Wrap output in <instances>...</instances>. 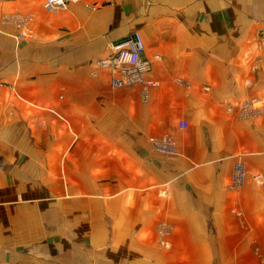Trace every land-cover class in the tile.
<instances>
[{"label": "crops", "instance_id": "crops-1", "mask_svg": "<svg viewBox=\"0 0 264 264\" xmlns=\"http://www.w3.org/2000/svg\"><path fill=\"white\" fill-rule=\"evenodd\" d=\"M45 2L0 0L5 227L50 214L105 232L120 264H264V0ZM135 32L157 81L147 97L98 65ZM166 135L172 154L150 141ZM238 158L249 178L233 188Z\"/></svg>", "mask_w": 264, "mask_h": 264}, {"label": "rangeland", "instance_id": "rangeland-1", "mask_svg": "<svg viewBox=\"0 0 264 264\" xmlns=\"http://www.w3.org/2000/svg\"><path fill=\"white\" fill-rule=\"evenodd\" d=\"M263 25L255 28L256 39L263 48L257 56L259 63L264 62ZM12 216L11 228L5 227L4 217L0 221V243L12 242L17 253L10 259L1 249L0 262L7 257V264H120L121 248L111 246L105 232L72 230L63 225L59 228L50 214ZM64 219L68 217H63L62 222Z\"/></svg>", "mask_w": 264, "mask_h": 264}, {"label": "built area", "instance_id": "built-area-1", "mask_svg": "<svg viewBox=\"0 0 264 264\" xmlns=\"http://www.w3.org/2000/svg\"><path fill=\"white\" fill-rule=\"evenodd\" d=\"M79 0H46L48 9L56 10L66 8L69 2ZM30 35V30L23 29L19 37L24 38ZM145 44L140 35L135 32L128 40H118L111 43L105 54L98 60V65L107 68L111 73V85L121 87L141 83L142 93L147 97L148 89L157 85V81L146 79L145 74L151 69L152 61L145 54ZM159 57L158 54L155 55ZM258 66H254L256 69ZM188 126L186 120L179 121V127L184 129ZM150 141L158 152L172 154L175 152V141L169 135L162 138L151 137ZM249 178V171L246 163L238 158L233 164L232 179L230 186L233 188L243 187ZM259 184H264V176L261 173L253 176ZM161 243L167 246V241L162 239Z\"/></svg>", "mask_w": 264, "mask_h": 264}, {"label": "water", "instance_id": "water-1", "mask_svg": "<svg viewBox=\"0 0 264 264\" xmlns=\"http://www.w3.org/2000/svg\"><path fill=\"white\" fill-rule=\"evenodd\" d=\"M128 39H130V37H127V38H125L124 40H128Z\"/></svg>", "mask_w": 264, "mask_h": 264}]
</instances>
